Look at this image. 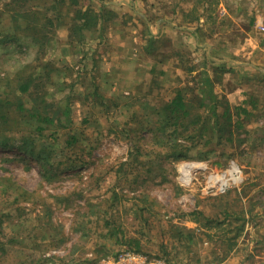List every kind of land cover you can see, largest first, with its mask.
Instances as JSON below:
<instances>
[{
  "label": "rangeland",
  "instance_id": "374dc122",
  "mask_svg": "<svg viewBox=\"0 0 264 264\" xmlns=\"http://www.w3.org/2000/svg\"><path fill=\"white\" fill-rule=\"evenodd\" d=\"M8 1L0 0V264H95L127 249L131 236L145 255L171 263L264 264V97L261 108L248 106L240 116L232 111L230 123L239 117L242 127L234 128L231 145L224 142L225 116L218 117L220 131H200L199 124L174 134L165 109L180 93L190 115L199 113L208 126L209 109L197 108L202 72L220 91L218 114L226 90L241 88L249 100L254 84L264 86L240 59L247 34L264 46V0H173L190 21L197 12L205 15L204 41L214 53L206 46L197 54L192 44L182 45L175 34L166 40L164 33L159 52L172 43L178 67L168 77L141 69L133 94L105 93L85 62L90 48L74 42L84 37L73 33L74 10L96 9L95 0L11 5L40 13L33 30L15 27ZM151 5L145 14L154 20ZM122 15L138 31L140 25V45L151 50L147 21ZM66 39L58 49L71 55L56 59L54 43ZM172 138L189 146L186 156H171ZM230 160L242 168V181L224 193L206 192V176Z\"/></svg>",
  "mask_w": 264,
  "mask_h": 264
},
{
  "label": "crops",
  "instance_id": "0c3cea01",
  "mask_svg": "<svg viewBox=\"0 0 264 264\" xmlns=\"http://www.w3.org/2000/svg\"><path fill=\"white\" fill-rule=\"evenodd\" d=\"M95 1L100 7V2L98 0ZM155 1L156 2L151 5V1L149 0H104L103 4L107 6L106 11H108V13L111 11V14L113 13L112 15L114 16L108 18L106 15L97 21L95 25L86 28L83 31V36H88L89 38L85 39L83 37V39L77 41L78 44L87 45L90 48L87 59L83 47L82 53H80L79 56H85V62L89 63L91 73L97 79V83L104 88L105 93L118 94L122 91L125 94H133L135 92L134 85L138 79V74L143 68L148 72L154 69V74L160 75L162 73L161 70L167 73L174 66L178 67L172 43H170V47L168 48L166 42L165 53L159 52L157 40L162 38L164 33L166 40L170 38V35L175 34L180 37L181 44L184 46L190 47L192 44L195 51L201 49V47L208 46L207 54L210 56L214 53V48L211 47V43L204 41L205 29L203 23L205 22V15L203 13L197 12L196 17L190 21L187 17L188 11H186L184 15V7H180L177 3H174L173 0H165V3H163L162 0ZM140 3L144 7L141 8ZM150 5L154 8V20L147 19V14H145ZM181 5L184 6L182 2ZM163 6L169 7V9L163 11ZM99 7H96L95 10L99 11L101 8ZM157 9L158 11H156ZM125 12L147 21L145 27L146 37L150 36L155 42L151 50H146L140 45L142 42V32H139L140 25L138 24V31L134 26H131V22L124 20L122 14H125ZM164 12L166 13L163 14ZM179 12L184 15L181 19L178 18ZM154 28L156 29L155 31H153ZM66 42L67 39L62 42L60 40L58 44H56V42L54 44L57 49H60V46L62 44L64 45ZM68 43L69 50H71V41L68 40ZM245 44H247V47L244 48L247 49L244 53L241 54L236 52L235 54L239 56L241 54V56L245 57L242 58L240 56V59H243L241 63L251 67L250 76L256 79V83L259 79H264V63L261 61V50L263 47L261 48L256 38L250 34H247L245 37ZM59 49L55 52V54L59 52L56 59L63 58V61H67L66 58L71 55V52L67 56V51L65 55H63ZM198 50L197 54L199 53ZM78 51L80 52V50ZM78 51H76L77 54L79 53ZM165 76L168 77V73ZM126 84H129V87ZM240 90L242 89L225 91V98L228 101L231 112L237 109H247L248 106L251 108H255L256 106L259 108L262 107V99L264 97L263 85L256 86L254 84L252 90L247 91L248 94H252L249 100H245V94L241 93ZM213 91L216 94L220 92L217 89ZM237 119L242 122V119L239 117Z\"/></svg>",
  "mask_w": 264,
  "mask_h": 264
},
{
  "label": "trees",
  "instance_id": "16d2710c",
  "mask_svg": "<svg viewBox=\"0 0 264 264\" xmlns=\"http://www.w3.org/2000/svg\"><path fill=\"white\" fill-rule=\"evenodd\" d=\"M57 2L60 1H65V0H56ZM100 2V10L96 11L94 8H92L91 6H86V7H79L76 8L74 10L75 16L72 17V21H77L78 24L73 27V33H76L79 35V37L81 36V33L88 27L93 26L97 23V21H99L100 19H102L104 16H106V12L107 14H111V11H109L110 13H108L107 10V6H105L104 0H98ZM28 0H9L7 3H5V10H10L12 9V20L15 24V27L17 29L19 28H24L27 27L29 30H33L36 28L35 24H38L41 20H40V13L37 11H31L28 12L26 9L21 10H17L14 9L13 7H11V5H14V7L16 8H26ZM76 0H72L71 4H75L76 5ZM102 2V3H101ZM2 10H0V16H1ZM113 14V13H112ZM29 15H31L32 17H29ZM108 18L112 17V16H107ZM30 18H33L32 21H30ZM51 19H48V24L51 23L50 21ZM38 29V28H37ZM30 35H32V33H30ZM35 40H37V42H41L43 43V40L41 38H38L36 36ZM37 38V39H36ZM71 36H69V40L72 41V39H70ZM81 38H77V40L74 42L79 41ZM51 40V39H50ZM44 44V43H43ZM45 44L48 45V47L50 48L51 43L47 44L45 41ZM228 64V63H226ZM212 79L210 78V76L206 73V72H202L201 74V89L199 90L202 94L201 100L197 105V108L199 107H203V108H208L210 111V117L208 119V126L203 125L202 124V115H200L199 113H195L193 115H190V111H189V107L187 105V103L184 101L183 96L178 93L175 97H173V99L169 100V102L167 103V105H165V109L168 111L169 116L171 117V121H172V125H173V133L175 134L179 129L181 130H185L186 128H188L189 126H192L193 128H198L199 124L200 125V129L198 128V130L202 131L204 129H209L211 131H216V127L218 128L219 123H218V117L219 116H225L226 117V125L228 127L227 129V135L226 137H224V142L228 145L233 144V137L232 134L234 132V128H240L242 127V122L239 121V119H237L236 121H234V123H230L231 122V115L232 112L230 111V106L228 104V102H226L224 111L221 114H218V110H217V105H218V101H217V94L214 93L213 88H212ZM29 84H24L22 86V90L26 91L28 90ZM245 112V109H237L236 112L234 114L236 115H240V113ZM64 114L67 120H69V114L70 111L69 109L65 108L64 109ZM35 116H37L38 119H42V117H40V115H38V113L34 114ZM189 117V121L186 123V121L184 119ZM222 129V126H220V128H218V130L220 131ZM199 131V134H201V132ZM174 142V138L170 139V141L168 142V146L171 147L172 143ZM209 141L206 140L205 143H208ZM219 142H221V140H219ZM173 143V147H172V153L171 156L174 157H184L186 156V152L187 150H189V146L181 144V143ZM184 148V149H183ZM125 243L127 244V249L133 250L135 252H139L142 254H146L145 250H144V246L141 243V240L138 237L135 236H131L130 238H128V240L125 241ZM164 254H166V251L164 250L163 252Z\"/></svg>",
  "mask_w": 264,
  "mask_h": 264
},
{
  "label": "built area",
  "instance_id": "2783aa9c",
  "mask_svg": "<svg viewBox=\"0 0 264 264\" xmlns=\"http://www.w3.org/2000/svg\"><path fill=\"white\" fill-rule=\"evenodd\" d=\"M259 30L264 33V25L259 26ZM262 51V62L264 63V46ZM205 181L204 190L206 192L215 189L217 193H224L227 189L238 185L242 179V168L234 161L230 160L228 167L220 172L209 173ZM95 264H176L161 257H149L145 254L135 252L130 249L122 250L114 256L99 258Z\"/></svg>",
  "mask_w": 264,
  "mask_h": 264
}]
</instances>
